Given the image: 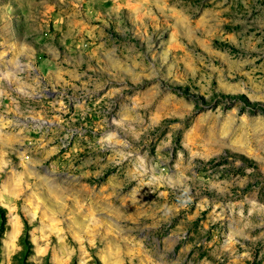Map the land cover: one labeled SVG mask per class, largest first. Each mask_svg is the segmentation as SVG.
I'll return each mask as SVG.
<instances>
[{
	"label": "rangeland",
	"instance_id": "374dc122",
	"mask_svg": "<svg viewBox=\"0 0 264 264\" xmlns=\"http://www.w3.org/2000/svg\"><path fill=\"white\" fill-rule=\"evenodd\" d=\"M0 264H264V0H0Z\"/></svg>",
	"mask_w": 264,
	"mask_h": 264
}]
</instances>
